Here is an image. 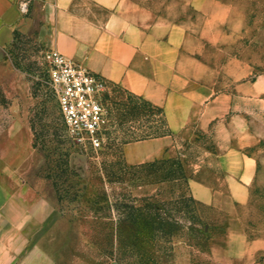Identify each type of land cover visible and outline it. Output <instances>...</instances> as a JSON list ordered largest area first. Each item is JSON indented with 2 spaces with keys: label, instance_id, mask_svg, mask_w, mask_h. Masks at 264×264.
I'll return each mask as SVG.
<instances>
[{
  "label": "rangeland",
  "instance_id": "374dc122",
  "mask_svg": "<svg viewBox=\"0 0 264 264\" xmlns=\"http://www.w3.org/2000/svg\"><path fill=\"white\" fill-rule=\"evenodd\" d=\"M133 1L170 18L189 16L194 28L202 20L174 0ZM224 2L217 50L206 46L204 55L216 63L232 56L248 64L246 79L256 80L259 88L252 94L234 92L228 113L206 130L175 135L174 149L160 157H178L186 183L153 182L146 171L131 174L133 169L116 180L128 165L123 141L154 132L159 118L154 105L123 89L111 90L103 100L109 124L99 146L69 139L47 83L44 49L33 31L16 34L0 64V154H8L0 158V180L10 182L1 173L7 162L22 187L16 193L32 210L40 209L39 221L32 219L25 232L30 246L46 255V264H120L109 254L119 248V239L111 233L108 211H93L91 200L104 192L111 201H128L157 190L165 199L190 193L202 203L194 206L195 213L211 222L195 223L208 239L183 229L157 244L159 264H264V0ZM231 82L224 78L221 90H231L224 89ZM227 150L250 161L247 174L229 175L221 168ZM108 214L117 218L115 210Z\"/></svg>",
  "mask_w": 264,
  "mask_h": 264
},
{
  "label": "crops",
  "instance_id": "0c3cea01",
  "mask_svg": "<svg viewBox=\"0 0 264 264\" xmlns=\"http://www.w3.org/2000/svg\"><path fill=\"white\" fill-rule=\"evenodd\" d=\"M174 1L200 15L197 28L189 16L170 18L133 0H0V64L16 34L33 31L42 49H56L161 107L171 133L128 141L122 148L128 164L158 158L174 149L181 130L204 131L228 113L234 92L252 94L259 88L256 80L246 79L248 64L232 56L216 63L204 55L206 46L217 50L228 6L224 0ZM224 78L232 79L224 88L231 90H221ZM249 163L235 150L220 156L229 175L247 174ZM1 173L10 182L0 180V264H46V255L30 246L25 232L41 211L16 193L22 187L14 181L12 165L6 162Z\"/></svg>",
  "mask_w": 264,
  "mask_h": 264
},
{
  "label": "trees",
  "instance_id": "16d2710c",
  "mask_svg": "<svg viewBox=\"0 0 264 264\" xmlns=\"http://www.w3.org/2000/svg\"><path fill=\"white\" fill-rule=\"evenodd\" d=\"M117 89L122 88L111 84V90ZM138 97L143 103H150L142 97ZM155 107L159 113L156 130L150 134L131 137L123 143L171 133L166 125L162 108ZM128 169H133L131 174L146 171L145 175L153 176L152 181L157 183L172 182L175 184L186 183L187 181L182 162L178 157H158L141 163L128 164L123 166L122 173L116 176L118 178L116 180L122 179L123 174L130 171ZM66 170H69L68 166L63 169L64 172ZM58 197H60L59 194ZM196 204L202 205L190 193L187 196L179 195L165 199L157 190L151 194H144L137 199L111 201L103 192V196L99 199L91 200L90 208L96 212L103 211L106 213L108 211L110 213L112 210L116 211L117 218L115 220L108 213L105 214V217L111 224V233L113 236H118L119 239V248L113 252L110 251L109 254L115 256L120 264H159L153 248L161 242H170V238L176 232H181L183 229L192 234L200 232L204 239H208L207 232L203 228L198 231L195 227L196 222L211 225L209 220H204L201 215L195 213L194 206ZM181 218H185L187 224Z\"/></svg>",
  "mask_w": 264,
  "mask_h": 264
},
{
  "label": "built area",
  "instance_id": "2783aa9c",
  "mask_svg": "<svg viewBox=\"0 0 264 264\" xmlns=\"http://www.w3.org/2000/svg\"><path fill=\"white\" fill-rule=\"evenodd\" d=\"M44 60L65 135L84 147L99 146L109 124L103 100L111 83L56 49L44 50Z\"/></svg>",
  "mask_w": 264,
  "mask_h": 264
}]
</instances>
